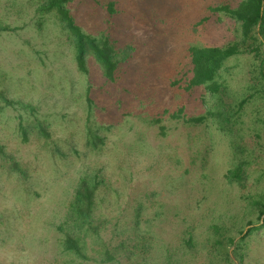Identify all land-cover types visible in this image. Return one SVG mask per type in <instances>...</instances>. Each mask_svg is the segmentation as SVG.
Segmentation results:
<instances>
[{
    "label": "rangeland",
    "instance_id": "rangeland-1",
    "mask_svg": "<svg viewBox=\"0 0 264 264\" xmlns=\"http://www.w3.org/2000/svg\"><path fill=\"white\" fill-rule=\"evenodd\" d=\"M241 1L71 0L85 33L132 48L109 81L93 58L88 74L78 71L66 30L54 14L38 13V0H0V23L12 30L0 34V92L13 102L0 99V145L27 173L0 160V264L66 261L57 227H67L78 178L98 174L102 230L86 239L91 263L109 249L115 264H264V229L240 242L238 255L237 244L216 245L220 235L212 227L238 243L249 222L258 224L253 202L264 196V103L250 99L229 136L209 116L213 99L185 89L189 47L240 38L237 23L209 8ZM253 65L250 55L226 64L222 80L234 106L253 93ZM181 107L206 123L193 127L166 116L152 124ZM37 121L52 135L47 144L33 135ZM20 125L28 128L27 144ZM98 135L104 144L93 148ZM55 146L64 157L51 153ZM236 147L249 163L244 188L227 179L241 159Z\"/></svg>",
    "mask_w": 264,
    "mask_h": 264
},
{
    "label": "trees",
    "instance_id": "trees-1",
    "mask_svg": "<svg viewBox=\"0 0 264 264\" xmlns=\"http://www.w3.org/2000/svg\"><path fill=\"white\" fill-rule=\"evenodd\" d=\"M71 0H38V13L54 14L67 32L69 43L74 52V61L81 74H88V59L93 58L103 70L104 77L109 81L116 80L118 68L129 62L131 59L130 51L132 48L126 46L123 49L116 47L115 42L108 36L102 35L96 38L83 31L81 26L75 20L69 4ZM209 10L214 15L225 16L239 25L240 38L222 46H191L188 49L191 78L186 82L187 91L201 89L204 94H208L213 99V109L209 116L213 117L219 125L221 132L231 136L236 127V114L241 112L245 105L251 99L264 103V0H242L235 7L230 5H221L210 7ZM12 31L9 27L2 26L0 23V34ZM240 55H250L253 57L254 65L252 70L250 89L253 93L240 101L236 106L227 101L229 96V86L222 80V74L226 64L233 58ZM0 99L7 105H13L8 97L0 92ZM26 109L34 111L32 106H25ZM236 108V110H234ZM170 116L173 119L183 120L186 124L197 127L206 123V117H190L185 108L177 110H165L160 117L155 118L152 124H161L163 118ZM163 129V127H162ZM22 142L29 143L28 128L20 125ZM33 135L39 141L46 144L52 135L48 127L37 121L31 126ZM93 148L104 144L101 136H95L90 142ZM235 147V146H233ZM232 147V148H233ZM79 154L77 149H74ZM51 153L64 157L62 150L55 146ZM236 153L241 155L239 162L229 170L227 179L229 183L236 184L240 188L245 187L246 169L249 163L243 157L245 150L242 147H236ZM0 160L8 161L10 169L13 172L21 173L26 176V171L20 168L12 156H9L3 145H0ZM59 177L57 182H62ZM77 186L73 192V197L67 206L68 222L66 226H59L57 230L63 235L60 238V246L64 253L66 261L62 264H115L117 253L109 249L102 252V261L91 263L92 258L87 254V237L99 236L102 230V223L97 219L95 212L97 209V198L99 190L104 184V179L98 176L90 179L88 175L78 178ZM41 197V194H36ZM258 212V224L249 222V228L240 238L238 243L234 239H226L220 234L218 226H212L216 234L220 237L216 239V245L224 247L226 241L232 245L237 244L234 254L241 249V243L254 233L264 229V196L255 198L253 202ZM244 232L241 233V235ZM189 247L193 246V240L190 237L187 240ZM239 255V254H238Z\"/></svg>",
    "mask_w": 264,
    "mask_h": 264
}]
</instances>
